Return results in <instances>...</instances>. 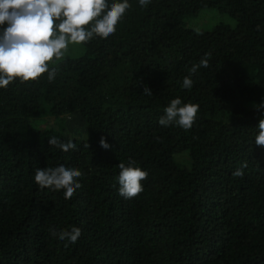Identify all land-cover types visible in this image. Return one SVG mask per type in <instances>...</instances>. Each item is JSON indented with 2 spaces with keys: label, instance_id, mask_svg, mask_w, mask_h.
Wrapping results in <instances>:
<instances>
[{
  "label": "trees",
  "instance_id": "obj_1",
  "mask_svg": "<svg viewBox=\"0 0 264 264\" xmlns=\"http://www.w3.org/2000/svg\"><path fill=\"white\" fill-rule=\"evenodd\" d=\"M128 2L114 34L49 63L52 81L0 88V264H264V0ZM202 7L233 24L186 26ZM206 53L208 67L190 74ZM177 97L199 105L188 130L159 124ZM45 113L56 122L37 126ZM130 160L148 177L125 199L118 164ZM59 165L82 172L71 199L34 181ZM73 226L76 243L49 231Z\"/></svg>",
  "mask_w": 264,
  "mask_h": 264
},
{
  "label": "clouds",
  "instance_id": "obj_2",
  "mask_svg": "<svg viewBox=\"0 0 264 264\" xmlns=\"http://www.w3.org/2000/svg\"><path fill=\"white\" fill-rule=\"evenodd\" d=\"M149 3L150 0H139L141 6ZM130 7L128 0H114L111 4L108 0H0V88H7L17 79L21 83L36 81L44 73H48V80L52 81L56 68L50 70V62L61 60L70 44H83L94 37L106 39L114 34L117 24ZM209 57L210 53H206L199 64H193L190 74H195L201 66L208 67ZM192 86L191 77H184L182 87L191 89ZM143 93L153 94L149 87H144ZM256 107L258 110L264 108V101ZM198 111V104H182L177 97L164 109L159 124H176L188 130L193 126ZM258 129L255 144L264 147V117L259 120ZM48 142L65 152L76 148L72 140L62 143L51 137ZM99 143L105 149L110 147L104 137ZM86 146L89 147L88 144ZM134 165L135 161L131 160L127 166L123 162L118 164V191L125 199L138 196L143 191L142 181L148 177L146 170ZM246 166L245 162L233 172V176L242 177ZM81 176L79 169L59 165L37 168L34 181L41 189H62L65 199H71L76 189L81 187L77 181ZM49 231L52 236L70 243H76L81 235V229L75 226L59 233L55 229Z\"/></svg>",
  "mask_w": 264,
  "mask_h": 264
},
{
  "label": "rangeland",
  "instance_id": "obj_3",
  "mask_svg": "<svg viewBox=\"0 0 264 264\" xmlns=\"http://www.w3.org/2000/svg\"><path fill=\"white\" fill-rule=\"evenodd\" d=\"M217 22H225L230 25L234 20L226 12L218 11L214 7H202L194 15L186 16L184 23L195 30L210 29ZM79 50L78 45L70 44L66 53L75 54ZM57 118L49 113L43 114L37 118L35 124L39 127H47L56 122ZM175 160L180 164H187L186 152L178 153L175 155Z\"/></svg>",
  "mask_w": 264,
  "mask_h": 264
}]
</instances>
